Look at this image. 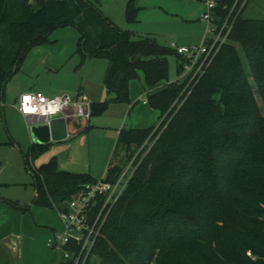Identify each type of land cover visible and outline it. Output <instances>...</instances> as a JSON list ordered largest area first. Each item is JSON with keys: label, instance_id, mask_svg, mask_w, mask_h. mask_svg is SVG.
<instances>
[{"label": "trees", "instance_id": "1", "mask_svg": "<svg viewBox=\"0 0 264 264\" xmlns=\"http://www.w3.org/2000/svg\"><path fill=\"white\" fill-rule=\"evenodd\" d=\"M235 2L220 0L218 13L225 15ZM248 3L235 17L229 41L177 109L173 105L188 77L166 82L167 54L177 56L178 76L181 57L155 36L122 29L90 0H0V102L28 53L49 42L56 28L67 26L81 33V63L87 57L108 62L103 81L109 98L92 102L91 117L104 114L111 103L135 105L130 84L141 73L148 87L166 82L147 92L148 104L159 111L156 131L153 125L123 127L118 133L116 148L121 146L125 156L118 160L115 149L109 180L146 141L152 146L103 223L85 264L93 256L97 264H264V17L245 16ZM137 11L129 0L127 21H135ZM44 145L32 143L27 163ZM32 173L33 205L59 212L98 181L59 169L55 159ZM1 200L21 212L31 209ZM65 248L71 256L62 254L61 262L74 264L80 246Z\"/></svg>", "mask_w": 264, "mask_h": 264}, {"label": "rangeland", "instance_id": "2", "mask_svg": "<svg viewBox=\"0 0 264 264\" xmlns=\"http://www.w3.org/2000/svg\"><path fill=\"white\" fill-rule=\"evenodd\" d=\"M90 1L99 5L102 12L122 29H128L137 35L155 36L168 47L173 42L177 46L200 44L205 35L206 23L202 16L206 6L202 0H134L138 11L136 20L132 22L126 18L129 0ZM244 15L263 18L264 0H249ZM80 36L81 33L75 26L56 28L51 33L49 42L35 46L28 53L20 69L5 87V101L0 112V201L10 199L23 207H30L27 213L33 220L32 206L36 195L33 169L55 159L61 170L101 179L106 174L115 149L119 154L118 160L125 156L121 146L116 148L118 129L147 123V120L139 119L137 115L143 106L142 101L148 100L144 90L147 85L141 73V79H136L131 84V93L136 90L142 93L141 96L135 93V100H141L135 104L132 117L128 114L124 118L114 117L113 110L92 116L90 120L75 117L74 123L80 128L69 133L64 140L44 145L42 152L27 163L26 156L31 152L34 139L26 119L17 110L22 93L42 91L50 97L69 95L73 99L85 96L90 102H102L109 98L105 94L103 81L108 62L100 57H87L81 63V57L77 53ZM167 57L169 69L166 82H173L179 77L177 56L171 52ZM256 97L262 106V98L258 92ZM158 123L159 121L157 125ZM35 215L40 223L38 228L46 232L44 236H40L39 243L48 250H55L60 256L58 247L48 245L49 238L54 236L56 230L63 229L60 212L43 208L36 210ZM42 255L40 251L37 252L32 263L38 264ZM0 264L18 263L11 255L4 254L0 255ZM90 264H97L96 256L91 258Z\"/></svg>", "mask_w": 264, "mask_h": 264}, {"label": "built area", "instance_id": "3", "mask_svg": "<svg viewBox=\"0 0 264 264\" xmlns=\"http://www.w3.org/2000/svg\"><path fill=\"white\" fill-rule=\"evenodd\" d=\"M219 1L204 0L206 10L202 20L206 23V31L200 44L183 46H177L174 42L170 44V47L176 50L181 57L182 73L178 79L188 77L184 90L173 105L177 106V109L181 107L194 85L205 74L221 47L229 41L235 17L247 0H243L239 7V0H236L225 15L218 13ZM2 104L1 101V107ZM91 104L92 102L85 96L76 99L69 95L50 97L42 91H30L19 96L17 110L26 119L31 130L34 125L46 124L68 109H74L72 116L88 120L91 117ZM26 109L30 110L26 111ZM158 127L159 124L154 131ZM151 146L152 143L149 140L146 141L114 180L107 179L105 174L97 182L88 185L86 193L71 201L67 211L60 212L63 229L54 233V236L49 239V244L52 247H58L64 257L69 258L71 253L65 247L76 243L80 246L81 253L76 257L74 264H85L103 223L122 196L138 164ZM248 255L252 256V253L249 251Z\"/></svg>", "mask_w": 264, "mask_h": 264}, {"label": "crops", "instance_id": "4", "mask_svg": "<svg viewBox=\"0 0 264 264\" xmlns=\"http://www.w3.org/2000/svg\"><path fill=\"white\" fill-rule=\"evenodd\" d=\"M202 2H204V0H202ZM139 79H141V76ZM131 84H130V93H131ZM164 85L165 82L160 83L155 87L146 86L144 90L146 93L148 91L150 93H153L156 90L163 88ZM105 92H106L105 94L107 95L108 93L106 91V88H105ZM135 93H137V96H141L142 93L140 90H136L131 93L132 101L138 103L140 102L141 99L138 98L137 100H135L137 97ZM145 101H146L145 99L142 101L143 106L140 110H138L137 115L139 119L141 118L147 120V123L129 125L128 127L125 128H129V127L147 128L153 125H157V122L159 121V111L149 106L148 102ZM135 107L136 106L132 104L111 103L107 111L113 110V113L112 112L110 113H112V116L114 117L123 116L124 118L126 114H128L129 117H132V115L134 114L133 111ZM0 109L2 111V107ZM73 112L74 109H68L59 115L70 118V122L68 124V135L69 133L75 132L78 128H80V126H77L74 123L75 117L71 115ZM140 114H142L143 116H141ZM105 126L107 127L109 125H105ZM120 129H118V132ZM32 207L35 218L34 220L32 219L29 213L15 210L6 203L0 201V255H4V254L11 255L13 259L14 258L17 259L18 264H34L32 263L33 257L36 255L37 252L40 251L41 255L42 254L43 255L41 256V260L39 261L38 264H57L58 262L61 263V256H62L61 252L59 256L55 252V250L53 251L48 250L46 246H43L42 243H39V241H41L40 236H44L46 232L38 228V225H40V223H38L36 219L35 211L36 210L40 211L45 207L38 208V206L35 205ZM48 245L51 246L49 244V240H48Z\"/></svg>", "mask_w": 264, "mask_h": 264}, {"label": "water", "instance_id": "5", "mask_svg": "<svg viewBox=\"0 0 264 264\" xmlns=\"http://www.w3.org/2000/svg\"><path fill=\"white\" fill-rule=\"evenodd\" d=\"M70 118L56 116L46 124H36L31 128L34 143L48 144L51 141H61L68 137Z\"/></svg>", "mask_w": 264, "mask_h": 264}, {"label": "snow or ice", "instance_id": "6", "mask_svg": "<svg viewBox=\"0 0 264 264\" xmlns=\"http://www.w3.org/2000/svg\"><path fill=\"white\" fill-rule=\"evenodd\" d=\"M30 109H26V111H29Z\"/></svg>", "mask_w": 264, "mask_h": 264}]
</instances>
